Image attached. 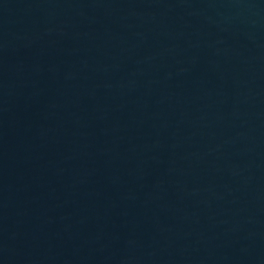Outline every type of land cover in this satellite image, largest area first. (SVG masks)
<instances>
[{"label":"water","instance_id":"95a60500","mask_svg":"<svg viewBox=\"0 0 264 264\" xmlns=\"http://www.w3.org/2000/svg\"><path fill=\"white\" fill-rule=\"evenodd\" d=\"M0 264H264V0H0Z\"/></svg>","mask_w":264,"mask_h":264}]
</instances>
